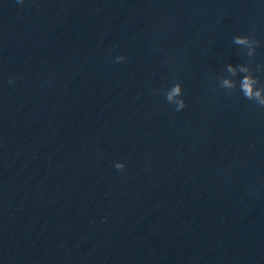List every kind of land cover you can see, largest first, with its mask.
I'll use <instances>...</instances> for the list:
<instances>
[{
    "label": "water",
    "instance_id": "1",
    "mask_svg": "<svg viewBox=\"0 0 264 264\" xmlns=\"http://www.w3.org/2000/svg\"><path fill=\"white\" fill-rule=\"evenodd\" d=\"M229 63L264 86V0H0V264H264V109Z\"/></svg>",
    "mask_w": 264,
    "mask_h": 264
},
{
    "label": "clouds",
    "instance_id": "2",
    "mask_svg": "<svg viewBox=\"0 0 264 264\" xmlns=\"http://www.w3.org/2000/svg\"><path fill=\"white\" fill-rule=\"evenodd\" d=\"M18 4H23L25 0H16ZM232 43L245 52V55L252 60L256 55L259 41L252 38L250 35H234ZM126 59L123 55H117L114 58L115 63H122ZM230 76L219 78V88L224 89L227 93L233 90L238 91L248 101L253 102L260 109H264V86L261 85L260 79L254 74L253 69L248 63L226 65ZM255 71L264 73V65L257 64ZM239 75V79H235ZM16 79H20L19 76ZM13 79L8 80V84H14ZM164 99L167 104L172 105L176 112L182 111L186 107V102L183 96V88L179 81L171 83L163 92ZM114 168L118 171H123L125 164L123 161H115Z\"/></svg>",
    "mask_w": 264,
    "mask_h": 264
}]
</instances>
